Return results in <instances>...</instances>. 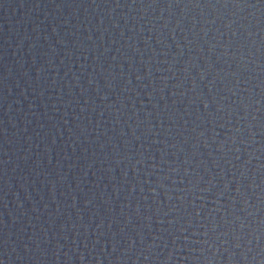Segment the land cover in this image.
<instances>
[{
	"label": "water",
	"instance_id": "obj_1",
	"mask_svg": "<svg viewBox=\"0 0 264 264\" xmlns=\"http://www.w3.org/2000/svg\"><path fill=\"white\" fill-rule=\"evenodd\" d=\"M0 264H264V0H0Z\"/></svg>",
	"mask_w": 264,
	"mask_h": 264
}]
</instances>
